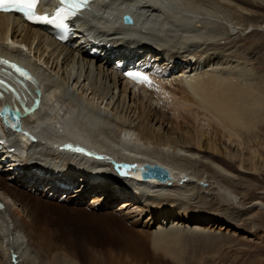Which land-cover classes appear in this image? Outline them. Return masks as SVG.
Instances as JSON below:
<instances>
[{"label": "bare ground", "instance_id": "6f19581e", "mask_svg": "<svg viewBox=\"0 0 264 264\" xmlns=\"http://www.w3.org/2000/svg\"><path fill=\"white\" fill-rule=\"evenodd\" d=\"M241 2L254 4L94 0L73 18L74 34L65 42L40 25L0 11V60L20 61L33 72L0 98V108L9 102L19 110L18 128L4 125L0 115V264H76L54 243L45 249L50 237L40 242L33 232L49 213L44 204L58 208L49 201L65 198L74 205L87 197L97 209L120 202L117 221L130 220L132 228L147 215L148 227L136 228V236L145 234L152 247L166 246L170 256L179 257L171 242L180 237L183 222L189 216L211 221L200 208L207 196L202 165L228 178L232 173L224 166L232 167L231 160L255 171L260 163L254 142L247 156L243 147L238 151L247 135L254 134L257 119H264L257 72L233 48L239 39L227 38L232 31L254 26V12ZM125 13L130 22L122 19ZM163 61H169L170 78L157 75ZM139 65L146 76L151 65L153 84L126 74L140 72L132 70ZM176 68L182 72L177 78ZM0 78L4 80L1 73ZM122 78L147 86L149 95L162 96L177 114L167 117L149 101L144 104L146 93L136 96ZM197 116L206 120L208 130L195 125ZM223 136L229 141L227 152L219 144ZM229 145L237 150L232 152ZM199 151H209L210 159ZM145 162L163 165L169 177L143 178L140 167ZM219 191L232 196L226 188ZM254 207L264 211L263 202L248 206ZM174 213L181 218L173 220Z\"/></svg>", "mask_w": 264, "mask_h": 264}, {"label": "rangeland", "instance_id": "374dc122", "mask_svg": "<svg viewBox=\"0 0 264 264\" xmlns=\"http://www.w3.org/2000/svg\"><path fill=\"white\" fill-rule=\"evenodd\" d=\"M241 3V5L247 6V9L254 12V19L250 21L254 23V26H248L244 32L239 29V32L236 31L238 34L228 26V31L232 32L227 35V38L230 40L229 38L233 37V41L236 38L239 39L237 46L235 43L232 46L238 51L239 55L245 56V59L254 67L258 78L256 87L260 85V88L264 91V0H254V4ZM250 30L254 31L252 35L251 33L249 34ZM218 42L221 44L220 40ZM209 51H214V48L208 49ZM135 56L137 57V55L133 57ZM164 58L161 57L162 60ZM194 59L198 60L199 58L195 57ZM198 61L201 60L199 59ZM167 62L169 61L160 62L164 65L158 63L161 73H157V75H165L167 73L169 78L172 77L170 74L171 68ZM183 65L180 64V67ZM184 68L185 65L183 66ZM151 70V65L146 68L147 77L152 74ZM178 70V68L174 69L176 78L182 73ZM122 81L126 83L128 90L133 91L136 96L142 97L146 93L143 100L144 104L149 101L153 108L155 107L156 110L167 114L165 115L167 117H174L173 115L177 114L178 110L172 109L171 111V105L165 103L162 96L156 97V95L155 99L154 95H149L147 86L144 87L142 84H137V86L131 80L126 81V78H122ZM158 106L161 108L159 109ZM173 112L176 114L172 115ZM257 120L254 127V136L249 133L250 137L247 135L248 138L244 140L245 144L238 146V151L241 152L242 150L247 156V152L250 147L252 148L254 142V148L257 149L255 159H257L258 163L260 162L256 171L250 168H243L235 163L236 160H231L233 163L232 167H226L222 164L224 168L232 173L226 178L217 176L210 168L202 165V170H205L207 174V178L203 182V190L207 196L205 203L200 208L202 209L201 213L208 214L211 221L197 222L198 219L192 220L191 216H189L188 219L190 220L183 222L184 226L182 225V231H179L178 235L180 237L176 241L171 242V247L178 248L179 257L170 256L167 253L166 246L159 245L157 249V245L152 247L151 239L145 234H141L145 237L138 238V235L136 236V228L148 227L147 215H142L137 220L139 226H135V228H132L130 220L121 219L122 221H117L119 209L116 210L115 208L120 205L118 201L113 206H110L111 204L107 206L108 203L105 200V207L107 206L108 208L103 209L93 207V198L90 197L81 198V203L74 205L68 203L65 198L60 200L63 203H60V201H49L58 208L50 204H44V206H47L45 209L49 210V213L45 216L47 218L42 219L41 223L37 222L36 231L33 232L34 236L40 242L45 241V235L48 239L50 237L44 248L54 243L51 246H57V250H62L66 257L74 258L76 264H264V211L257 210L256 207L248 208L253 201L264 203V119L259 120L258 118ZM177 121H180V119H177ZM195 123L199 129L202 126L203 130H208L206 120L201 119L200 116H197ZM210 123L212 122L210 121ZM153 124L155 127H159V123L154 122ZM212 124L214 125V123ZM176 135L179 136L178 133ZM228 143L229 141H226V137L223 136L219 144L224 152L228 150V148L225 149V145L228 146ZM232 143L234 144V142ZM229 147L232 152L237 150V147L233 145H229ZM242 147L243 149H241ZM198 153L210 159L208 158L210 157L209 151H199ZM217 156L220 160L227 161L226 158L220 155ZM211 159L213 160V157ZM228 164L230 165V163ZM219 188L229 190V197L232 195L233 199L225 197L223 192L219 191ZM24 192L27 193L26 191ZM132 208L133 206L131 205L130 209ZM90 215L92 216L89 217ZM113 216L116 219H113ZM35 217L36 219L38 218L37 216ZM180 218L175 213L172 216L175 221ZM119 227H124V230Z\"/></svg>", "mask_w": 264, "mask_h": 264}, {"label": "snow or ice", "instance_id": "6c2138e0", "mask_svg": "<svg viewBox=\"0 0 264 264\" xmlns=\"http://www.w3.org/2000/svg\"><path fill=\"white\" fill-rule=\"evenodd\" d=\"M37 2L38 0H0V11H16L23 13L28 20L44 23H60L63 25L68 17L75 16L89 2V0H59L61 7L57 8L51 18H49L48 14L37 15L35 11ZM4 63L8 62L4 61ZM126 74L137 79L138 82L151 83L149 78L140 72H129Z\"/></svg>", "mask_w": 264, "mask_h": 264}, {"label": "water", "instance_id": "95a60500", "mask_svg": "<svg viewBox=\"0 0 264 264\" xmlns=\"http://www.w3.org/2000/svg\"><path fill=\"white\" fill-rule=\"evenodd\" d=\"M123 18L125 22H130L132 20L130 15L127 13L123 14ZM14 110L17 111L16 108L11 109L8 107L7 111L12 112ZM140 168L143 178H158L160 180H165L167 177H169L167 168L159 163L150 164L145 162Z\"/></svg>", "mask_w": 264, "mask_h": 264}]
</instances>
